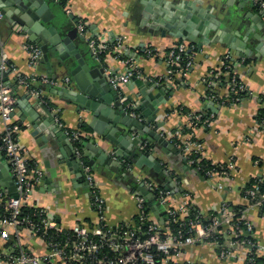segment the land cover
<instances>
[{"label":"crops","instance_id":"crops-1","mask_svg":"<svg viewBox=\"0 0 264 264\" xmlns=\"http://www.w3.org/2000/svg\"><path fill=\"white\" fill-rule=\"evenodd\" d=\"M47 1L60 18L63 36L76 27L69 18L70 15L77 22L81 20L85 23V33H80L81 36L76 37L74 43L90 67L99 65L106 72L121 74L129 65L141 76L155 80L159 77L167 78L168 63L158 56H148V52L153 49L163 55L184 40L170 35L168 31L164 36L162 28L154 27L152 19L144 18L142 12L146 8L158 7L166 14H173L174 9L184 4V1L189 4L194 2L204 8L208 16H213L230 27L232 35L239 33L238 39L235 37V41H232L239 48L231 47L217 30L211 29L208 33L210 41H203L202 46L191 43L194 45V63L188 75L176 74L173 79L165 80L174 85V92L160 105L152 126L177 148V152L159 150L158 143L154 144V153L151 154L165 167L157 177L149 166L144 164L139 167L132 161V152L138 146L132 150L126 149L130 157H123L120 162H114L109 157L110 160L106 163L108 159L91 154L94 164L90 163V157L84 154L90 152L83 147V141L96 140L110 155L114 144L93 130L91 125L96 121L94 115L84 109L77 110L71 100L60 94L61 88L75 85L73 76L58 67L55 57L50 62L40 60L36 67L31 66L26 49L31 42L29 35L23 33L21 26L10 24L11 18L2 16L0 50L7 54L8 61L15 69L3 71L6 78L4 80L2 76L0 84H8L13 88L16 102L12 117L20 125L17 142L21 151L31 165L43 170L44 175L23 205L44 209L47 216L63 229H71L75 224L96 226L100 216L92 203L90 186L86 178L78 177V173L66 161L78 146L83 159L91 167L96 188L105 202L104 219L109 225L136 224L139 215L138 197L141 196L138 188L142 183L147 188L146 181L162 186L164 178L169 179L166 184L171 185V206H178L184 200L183 192L187 191L191 195V202L207 218L217 213L224 201L234 206L248 207L249 200L242 191L251 179L264 175V121L258 120L259 110L264 107V8L255 6L252 0H66L65 6L58 0ZM88 37H98L109 42L122 37L123 44L118 51H110L100 61L92 57L86 40ZM238 50L244 52V55L241 56ZM228 52L234 56L236 73L247 86L250 95L248 93L239 103L220 104L210 98L212 87L208 85L207 79L213 78L215 73L222 70L224 57ZM34 75L53 79L58 85L40 82L31 85L40 91V95L36 96L31 93L29 85L19 82L21 76ZM66 77L71 79L68 85L62 84ZM131 87L125 83L122 91L134 96L138 89L137 86ZM217 91L223 97L228 94L225 87L220 86ZM40 104L52 111L54 121L50 124L51 127L43 122L46 113ZM30 111L40 114L41 126L36 127L34 121H29ZM195 115H201L202 120H207L206 123L201 121L193 130L203 158L216 164H227L234 159L235 167L230 178L208 179L186 164L182 145L189 138V121ZM82 124L88 130L77 141V145L68 132L79 131ZM4 128L5 124L0 117V134ZM178 131L180 136L176 135ZM123 133L118 127L115 136L128 134L127 131ZM63 134L67 137L64 138ZM143 146V150L147 149V146ZM0 157L10 166L2 151ZM5 164L0 177V208L5 207L8 198L14 196L9 190L14 183L11 167L7 169ZM218 182L224 184V189L217 187ZM152 201L153 205L155 201L159 202L155 195ZM146 202L149 219L162 225L165 208L162 211L164 214L160 213L159 216L151 204ZM246 217L253 225L254 237L259 245L258 254L264 257V212L253 208L246 213ZM23 242H27L35 252L44 251L39 240L30 238L25 230ZM0 244L4 246L5 242L0 240ZM172 260L180 264H245L243 251H239L236 257L223 258L209 244L188 245L174 254Z\"/></svg>","mask_w":264,"mask_h":264},{"label":"built area","instance_id":"built-area-1","mask_svg":"<svg viewBox=\"0 0 264 264\" xmlns=\"http://www.w3.org/2000/svg\"><path fill=\"white\" fill-rule=\"evenodd\" d=\"M252 2L255 6L264 8V0H252ZM1 17L0 14V19ZM77 28L82 34L86 31V25L81 20L77 22ZM86 40L89 49L100 61L104 60L102 57L103 52L118 51L123 44L122 37H118L114 42L102 40L98 37H88ZM26 49L29 52L30 65L36 67L43 56L42 49L32 42L27 44ZM193 51L194 45L187 41L178 42L163 55L151 49L148 56L163 58L169 65L168 77H159L156 81L171 80L176 74L187 76L194 63ZM223 65L226 71L220 70L214 74L213 78L207 79L208 85L212 87L210 98L220 104L229 101L239 103L243 100L240 94L245 92L248 94V88L236 73L235 59L231 52L225 55ZM9 68L15 69V66L8 61L7 54L0 50V72ZM230 68L231 70H228ZM126 70L121 74L110 76V83L120 92L121 102L125 105L127 112L131 116L142 120L141 113L135 109V103L129 101L127 94L122 91L123 85L133 74L138 72L129 65ZM19 82L29 85L31 93L36 96L40 95V91L34 86L31 87V85L38 82L48 83L52 86L58 85V82L53 79L40 78L35 75L31 77L21 76ZM70 83L71 79L66 77L62 84L68 85ZM220 86L227 88V96L223 97L219 94L217 89ZM15 102L12 86L1 83L0 117L5 124V128L0 134V151L3 152L10 163L17 194L6 201L5 211H10L9 215L0 214V240L5 242L4 246L0 244V264H164L168 260H172L173 255L179 253L182 248L194 244H209L223 258L236 257L239 251H243L245 264L247 260L252 258L253 251L251 249L256 248L258 254V241L253 240L255 239L253 225L246 217V213L250 209H262L264 207V191L258 192L257 186L247 190L249 206H245L242 216L238 217V222L234 221L237 215L236 212L230 208L228 202L224 201L220 207L219 215L214 216L211 224L202 222L200 218L202 212H197L192 219L189 218L187 221L189 225L187 235L181 227L177 232H172L169 228L163 233L160 225L152 222L146 232L148 237L143 238L141 228L137 224L112 226L106 223L103 213L105 202L96 188L91 167L83 159V153L78 146L75 152L80 159L86 181L92 191V203L100 216L96 226L88 227L75 224L71 229H63L56 221L47 216L44 209L37 212L40 216L39 222L30 216L20 217L23 202L29 197L35 185L41 182L44 175L40 167L29 163L17 142V132L20 125L14 122L12 117ZM201 121L207 122V120H202L201 115L191 117L188 126L189 138L182 145V152L187 163L192 169L197 165L196 171L198 172L202 171L204 167L199 164L200 158L195 157V154L202 153L199 142L194 138L193 130ZM68 133L75 142L81 137L78 130ZM176 135L180 136V131ZM226 165L230 172L229 170H206V178L216 180L230 178L231 171L235 167L234 159H231ZM260 181H264V178H261ZM145 184L148 190L163 205L165 211L173 216L175 220L177 214L180 220H184L190 215L191 195L187 191L183 192L184 200L178 206H171V191L169 189L153 181H146ZM217 187L222 190L224 184L218 182ZM146 201L143 195L138 197L139 216L141 219L145 218L147 220L149 219V213L146 212ZM239 221L244 224L245 232ZM23 230L30 238L39 240L40 244L44 246V251L35 252L29 244H26L27 242L24 243ZM215 233L222 234L224 241L220 243L214 238ZM152 246L156 247L164 256L163 262L156 259V254L151 250Z\"/></svg>","mask_w":264,"mask_h":264},{"label":"water","instance_id":"water-1","mask_svg":"<svg viewBox=\"0 0 264 264\" xmlns=\"http://www.w3.org/2000/svg\"><path fill=\"white\" fill-rule=\"evenodd\" d=\"M190 4L184 1V4L180 5L181 7L179 6L174 9L173 14H166V12L160 10L158 7H154V9L146 8L145 12H142V16L148 19L151 18L154 22V27H161L164 36L168 31L170 35L176 38L202 46L203 41H210L208 40V33L211 29H214L220 33L224 41L229 43L231 47L239 48L232 43L235 37L238 39L239 33L232 35L233 30L230 27H227L213 16H208L207 12H204L205 9L200 8L196 3L192 2ZM0 14L11 18L9 23L13 26H21L23 33L29 35V41L37 44L42 49L43 56L41 62H50L55 57L58 67L63 68L67 74L69 73L73 76L75 85L71 86V88L68 87L69 85L61 88L60 92L62 93L60 94L71 100L77 106V110L84 109L94 115L96 121L91 125L93 130L97 134L105 136L109 142L114 144L112 147L113 153L110 155L104 148L98 145L96 140L91 142L87 140L83 141V147L90 152V154L84 153L85 156L88 155L90 157V163L94 164L91 154L108 159L106 163L110 159L114 162L115 160L120 162L121 158L130 157V153L126 152V149L132 150L133 147L138 146L132 152V161L134 160L139 167H142L144 164L149 166L155 176H160L159 173L165 167L158 158L151 154L154 153L152 147L158 143L159 150L177 152V148L165 136L159 133L152 126V123L157 119L160 105L165 103L169 95L174 92V85L166 81L157 82L155 79L141 76L139 73L133 74L126 84L130 88H132L131 86H137L138 90L134 96L127 95V99L135 103V109L141 113L143 119L135 118L127 112L125 105L121 102L120 92L110 83V76L116 73L113 71L106 72L105 68L99 65L90 67L87 60L79 52L74 39L80 35V32L77 28V19L73 15H70L69 18L74 21L76 27L69 30L66 36H63L61 33L63 25L60 18L52 11L47 0H0ZM205 14L207 16H204ZM143 21L145 22V20ZM238 51L241 56L244 55V52ZM91 54L96 59L92 52ZM2 76H4L5 80L4 72H0V78ZM39 106L46 113V118L43 120L44 124L51 127L50 124L52 125L54 121L52 111L44 104H40ZM30 112L31 117H29V121H34L36 127L41 126L40 114ZM157 125L159 126L160 124L157 123ZM118 127L124 133L127 131L128 134H125L126 136H115L118 132ZM63 137L66 138V134H63ZM143 145L147 146V149L143 150ZM66 161L78 173V177L85 178L84 171L80 167V159L76 155V152ZM185 162L187 164L186 159ZM3 164L5 162L0 157V177L1 170L4 168ZM5 166L7 169L10 168L9 164H5ZM114 169H116L115 166ZM164 180L162 186L166 189H171V185L166 184L169 179L164 178ZM9 190L16 196V186L14 183L10 186ZM138 191L151 204V207L157 211L158 215L160 213L161 215L164 214L162 213L163 205L157 201L153 205L154 194L143 183L138 188ZM158 210L161 211L159 212Z\"/></svg>","mask_w":264,"mask_h":264},{"label":"trees","instance_id":"trees-1","mask_svg":"<svg viewBox=\"0 0 264 264\" xmlns=\"http://www.w3.org/2000/svg\"><path fill=\"white\" fill-rule=\"evenodd\" d=\"M59 3H61L62 5H66V0H60ZM259 7V6H257ZM106 52H103L102 54V57L103 59L105 58L106 56ZM228 70H231L228 69ZM222 71H226V69L224 68V66L222 67ZM250 95V92L249 90L247 91ZM241 97L244 99L246 96H248V94L245 92V93H241L240 94ZM235 103H238V102H234V101H229V102H225V104H235ZM258 120L260 122H263L264 121V107H262L260 110H259V114H258ZM88 130V127L85 125V124H82L81 125V128L79 129L80 133H81V137L87 133L86 131ZM86 135V134H85ZM77 145H78V142H76ZM195 157H199L200 160H199V164L203 165V170L202 171H196V166L193 167V170L198 173L199 175H201L202 177H207L206 176V170H213V171H228V167L226 164H216V163H213L205 158H203L202 154H195ZM230 172V170H229ZM261 178H264V176H259L258 178H253L251 179V181L247 184V186L244 188V190L242 191V193L245 195V196H248L247 194V190L250 189V188H253L254 186H257L258 187V192H263L264 191V181H260ZM230 208L236 212V216H235V219L234 221H237L238 222V217L242 216V213H243V210L245 209V206H234L230 203H228ZM149 208L146 206V212L149 213ZM21 214H20V217H24V216H30L31 218H34L37 222H39L40 220V216L38 215V211H40V208H34V207H28L27 205H23L22 208H21ZM263 212H264V207L261 209ZM9 212L10 211H5V207L4 206H1L0 208V214L1 215H6L8 216L9 215ZM197 212H201V210L199 209L198 206H196V204H193L191 202L190 204V215L187 216L184 220H180L179 219V215L177 214L176 215V220L174 219L173 216L169 215L168 212L165 211V218H164V223L162 225H160V228H161V231L164 233L167 231V229H171L172 232H177V230L181 227L183 228L185 234L187 235V229L189 227V225L187 224V221L189 218H194L195 214H197ZM220 211H218L217 213H212L213 216L210 217V218H207L205 217L202 213H201V220L202 222H204L205 224H211L212 223V219L214 218V216H217L219 215ZM45 216V215H44ZM136 224L141 228V235L143 238L145 237H148V234H146V232L148 231V228L149 226L152 224V220L150 219H141L140 216L138 215L137 216V219H136ZM239 224L240 226L243 228L244 232L246 231V228L244 226V224L242 222L239 221ZM123 226L126 225V224H122ZM52 231V230H51ZM192 234V233H190ZM246 235V234H245ZM53 236H57V235H53ZM250 237V236H249ZM59 238V237H57ZM214 238H216L220 243L224 241V237L222 236V234H217L215 233L214 235ZM255 242L257 241V239H253ZM8 243H11V242H8ZM7 245V243H6ZM151 250L156 254V259H158L159 261H164V256L160 253V251H158L156 249V247H151ZM253 251V254H252V258L250 260H247L246 264H264V257L263 256H259L257 254V249L256 248H253L251 249ZM164 264H178L176 263L175 261H172V260H168V262L164 263Z\"/></svg>","mask_w":264,"mask_h":264}]
</instances>
